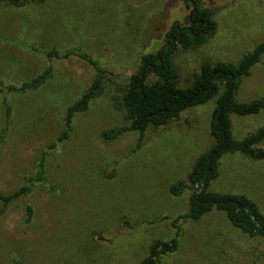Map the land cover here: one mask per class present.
<instances>
[{"label":"rangeland","instance_id":"1","mask_svg":"<svg viewBox=\"0 0 264 264\" xmlns=\"http://www.w3.org/2000/svg\"><path fill=\"white\" fill-rule=\"evenodd\" d=\"M200 6L211 11L217 29L202 45L175 53L182 87L191 85L204 61L238 62L264 41V0H201ZM193 9L180 0L0 5V194L28 184L43 150L62 133L68 107L93 82L96 70L80 54L107 74L104 92L74 116L69 137L47 156L46 181L7 206L0 200V264H138L155 240L174 237L172 222L188 212L192 191L174 196L169 189L213 145L216 99L187 108L167 126L149 128L141 146L138 131L114 140L103 132L127 124L118 100L129 76L145 52L168 41L175 24L188 25ZM52 49L74 53L49 61ZM49 65L52 77L38 89H7ZM258 97H264V58L237 93L242 101ZM232 120L234 135L242 138L264 126V111ZM211 189L245 193L264 211V160L226 154ZM179 226L178 250L157 264H264V236L243 232L223 211L180 219Z\"/></svg>","mask_w":264,"mask_h":264},{"label":"trees","instance_id":"2","mask_svg":"<svg viewBox=\"0 0 264 264\" xmlns=\"http://www.w3.org/2000/svg\"><path fill=\"white\" fill-rule=\"evenodd\" d=\"M43 3L46 0H0V5L11 4L23 6L29 2ZM194 6V12L187 17L188 25L175 24L168 41L157 51L145 52L136 72L128 78L118 100L124 110L127 124L107 129L103 136L114 140L120 135L138 131L139 146L146 131L151 128L164 127L180 118L182 112L189 107L204 104L216 99L217 105L211 120L210 134L214 143L209 150L201 154L194 162L186 179L179 180L170 186L174 196L183 195L191 190L189 210L179 215L172 222L176 232L170 240H155L149 254L138 264H157L160 259L179 248L180 219L200 220L214 209L226 213L231 223L252 237L264 236V211L257 200L245 193L220 192L211 189V184L220 175V161L226 154H243L251 159L264 160V126L238 138L233 132L232 116H249L264 111V97L242 101L237 98L238 90L244 77L251 75L255 65L264 58V41L252 50L243 54L238 62L219 60L204 61L199 72L193 74L191 85L182 87L178 82V73L174 55L178 50L187 51L205 43L216 31L217 21L210 10L200 6L201 0H180ZM1 39V38H0ZM74 52L62 53L52 49L46 56L66 58ZM95 68L96 76L84 94L70 105L65 114L64 129L56 141L50 143L42 152L38 168L26 186L12 194H0L5 206L15 201L22 194L30 191L37 182L46 181L47 156L66 140L72 130L74 116L89 108L91 102L100 96L106 86V70L86 54H80ZM53 69L49 65L40 74L22 82L11 84L7 89L12 92L36 90L52 77ZM221 120H219V114ZM11 118V106L6 105V119ZM32 208L28 207L31 218ZM171 218L164 216L162 219ZM15 264H21L15 262Z\"/></svg>","mask_w":264,"mask_h":264},{"label":"water","instance_id":"3","mask_svg":"<svg viewBox=\"0 0 264 264\" xmlns=\"http://www.w3.org/2000/svg\"><path fill=\"white\" fill-rule=\"evenodd\" d=\"M193 12H194V10L192 11V13H193ZM221 115H222V114L220 113V114H219V120H221Z\"/></svg>","mask_w":264,"mask_h":264}]
</instances>
